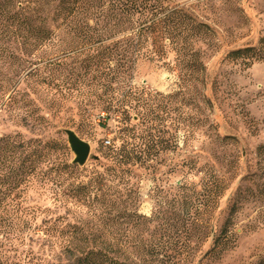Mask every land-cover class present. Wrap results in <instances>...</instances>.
<instances>
[{"label": "rangeland", "instance_id": "obj_1", "mask_svg": "<svg viewBox=\"0 0 264 264\" xmlns=\"http://www.w3.org/2000/svg\"><path fill=\"white\" fill-rule=\"evenodd\" d=\"M170 2L208 28L196 34L193 46L202 77L199 84L190 82L185 94L174 96L180 83L176 71L146 61L128 71L126 89L149 93L152 125L149 142L145 139L154 147L149 168L133 171L130 192L111 198L107 214L99 203L88 210L64 194H74L92 171H102L106 147L121 145L126 136L132 142L143 136L138 126L132 129L135 121L104 120L105 114L94 107L99 99L120 98V83L85 73L79 65L80 51L91 54L107 47L113 52L122 37L108 36L102 42L94 37L73 49L74 38L56 32L30 51L20 46L19 38L3 33V93L11 82L15 86L0 108V138L55 141L67 148L64 159L69 164L73 155L63 130L90 146L85 164L76 166L78 173L68 174L61 187L27 192L24 206L36 211L31 224L50 221L57 231L49 240L26 232L23 245L9 255L11 261L75 264L76 258L61 250L69 241L81 242L82 236L69 235L77 228L87 240L101 232V240L112 238L122 264H133L135 258H158L166 264H264V62L246 65L227 57L233 50L257 46L264 34V0ZM6 48L32 65L20 73L19 61H6ZM175 58L167 53L169 62ZM107 81L111 90L105 88ZM60 230L68 234L60 235ZM156 246L158 251L145 256Z\"/></svg>", "mask_w": 264, "mask_h": 264}, {"label": "trees", "instance_id": "obj_2", "mask_svg": "<svg viewBox=\"0 0 264 264\" xmlns=\"http://www.w3.org/2000/svg\"><path fill=\"white\" fill-rule=\"evenodd\" d=\"M200 31L207 32L208 28L195 23L170 0H0V108L6 95L10 99L15 86L11 82L3 93V33L8 39L19 38L20 46L30 51L44 45L46 39L56 32L74 38L73 49L85 47L94 37L102 42L101 39L108 36H121V40L114 43L113 52L107 47L91 54L80 51L79 65L86 69L85 73L97 72L106 79L114 77L120 83V98L99 99L94 107L105 114L104 120L120 117L125 122L135 121L132 129L138 126L143 136L138 138L139 142H132V138L126 136L121 145L106 147L102 171H92L87 183L75 186L74 194H64L88 210H94L99 203L103 207L101 213H105L112 205L111 198L119 199L126 191L130 192L129 180L133 171L149 168V151L154 147L148 146L145 139L149 142L147 132L152 125L146 97L149 93L131 86L126 89L125 76L138 62H153L176 71L180 83L174 96L185 94L190 82L199 84L198 78L202 77L203 65L193 51L198 41L196 34ZM5 51L6 61L16 59L9 48ZM168 52L176 56L173 62L167 60ZM227 57L246 65L264 62V34L256 47L233 50ZM16 60L19 61L20 73L26 70L27 65H32L24 58ZM105 88L111 90L109 81ZM65 151L67 148L55 141L42 144L37 141L19 142L11 137L0 138V264H20L11 261L9 255L16 254L17 247L23 245L26 232L47 240L55 235L57 226L50 221L31 224L35 221L36 211L24 206V197L35 187L50 192L53 186L61 187L68 174L78 173L75 165L65 161ZM135 217L145 223L150 221L137 214ZM76 229L69 235L82 236L81 242L69 241L61 250L75 257V264H122L115 256L116 245L112 238L106 236V240H101V232V235L87 240ZM59 234L64 236L68 233L60 230ZM216 245L214 240L213 248ZM157 249L158 246L152 247L145 256L152 255ZM135 250L142 253L143 248L137 246ZM134 262L166 264L158 258H135Z\"/></svg>", "mask_w": 264, "mask_h": 264}, {"label": "water", "instance_id": "obj_3", "mask_svg": "<svg viewBox=\"0 0 264 264\" xmlns=\"http://www.w3.org/2000/svg\"><path fill=\"white\" fill-rule=\"evenodd\" d=\"M63 133L66 137L68 149L73 155L71 164L82 167L89 156V144L79 139L71 130H63Z\"/></svg>", "mask_w": 264, "mask_h": 264}, {"label": "built area", "instance_id": "obj_4", "mask_svg": "<svg viewBox=\"0 0 264 264\" xmlns=\"http://www.w3.org/2000/svg\"><path fill=\"white\" fill-rule=\"evenodd\" d=\"M105 144H109V142L107 141V142H105Z\"/></svg>", "mask_w": 264, "mask_h": 264}]
</instances>
